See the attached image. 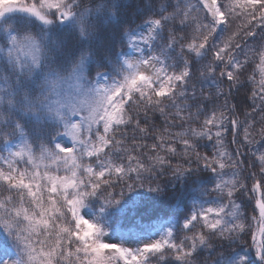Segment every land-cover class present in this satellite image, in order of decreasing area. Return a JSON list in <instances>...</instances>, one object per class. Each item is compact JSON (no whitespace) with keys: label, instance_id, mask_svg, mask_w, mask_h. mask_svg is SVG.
Returning a JSON list of instances; mask_svg holds the SVG:
<instances>
[{"label":"snow or ice","instance_id":"snow-or-ice-1","mask_svg":"<svg viewBox=\"0 0 264 264\" xmlns=\"http://www.w3.org/2000/svg\"><path fill=\"white\" fill-rule=\"evenodd\" d=\"M118 8L0 0V264H264V0H149L102 58L90 45ZM209 56L224 103L194 112ZM165 173L199 199L156 238L113 239L109 210Z\"/></svg>","mask_w":264,"mask_h":264},{"label":"trees","instance_id":"trees-1","mask_svg":"<svg viewBox=\"0 0 264 264\" xmlns=\"http://www.w3.org/2000/svg\"><path fill=\"white\" fill-rule=\"evenodd\" d=\"M117 3L119 8L116 17L105 20V30L90 45L93 53L102 58L120 50V33L124 29H134L143 22L149 0H117ZM59 38L69 48L76 44L75 34L63 33ZM210 59V56L199 57L192 65L194 69L192 84L198 93L194 100L189 101L194 112L197 106L202 113H205L211 112L213 108L224 103V98L218 94V89L222 87L227 91V86L215 77L204 78L199 74ZM200 89H203L204 96L199 94ZM245 92L246 87L242 86L239 90L234 88L229 103H236L241 108L246 107ZM208 95H211L212 99H206ZM233 147L236 146L233 145ZM201 149L211 152L212 144L202 141ZM154 183H158L162 188L159 194L148 192L146 188L137 189L126 193L119 208L109 210L107 222L110 225L111 234L123 237L149 235L166 222H180L186 209L192 206L194 200L199 199L198 191L194 190L195 186L191 180H177L171 173H165L157 177ZM202 186L210 187L211 185L205 180L202 181ZM201 258L210 259L209 253L204 251ZM160 264L165 262L161 261Z\"/></svg>","mask_w":264,"mask_h":264},{"label":"rangeland","instance_id":"rangeland-1","mask_svg":"<svg viewBox=\"0 0 264 264\" xmlns=\"http://www.w3.org/2000/svg\"><path fill=\"white\" fill-rule=\"evenodd\" d=\"M129 55L134 56V55H137V54L136 53H129ZM145 55H148L147 51L145 52ZM172 226H173L172 222H166L163 225H161V227H159L158 229H155L149 235L123 237V236L118 235V234H112V238L115 239V240L123 239L128 244L134 245V244L138 243L140 239L156 238L160 234H162L164 231H166L169 227H172ZM13 256H14V252L12 250H9L8 253H7V257H13ZM7 257H4L3 255H0V259L7 258Z\"/></svg>","mask_w":264,"mask_h":264}]
</instances>
